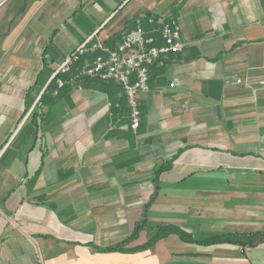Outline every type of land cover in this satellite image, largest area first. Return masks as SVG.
<instances>
[{
    "label": "crops",
    "instance_id": "crops-1",
    "mask_svg": "<svg viewBox=\"0 0 264 264\" xmlns=\"http://www.w3.org/2000/svg\"><path fill=\"white\" fill-rule=\"evenodd\" d=\"M148 14L183 47L150 66L136 129L114 82L54 93L79 42L112 48ZM262 80L264 0H0V264H264ZM166 225L183 237L142 248Z\"/></svg>",
    "mask_w": 264,
    "mask_h": 264
},
{
    "label": "built area",
    "instance_id": "built-area-1",
    "mask_svg": "<svg viewBox=\"0 0 264 264\" xmlns=\"http://www.w3.org/2000/svg\"><path fill=\"white\" fill-rule=\"evenodd\" d=\"M148 28L137 24L124 32L114 47L106 46L100 39L89 35L79 42L64 58L55 65L51 79L55 84L54 93L66 84H76L86 78L114 82L123 91L130 111L131 127L140 123L138 95L149 91V68L165 54H175L181 50L180 26L164 16L157 25L155 15L144 17ZM86 54H92L89 62L80 66L69 80L71 67ZM172 85V84H171ZM264 87V80L259 82Z\"/></svg>",
    "mask_w": 264,
    "mask_h": 264
},
{
    "label": "trees",
    "instance_id": "trees-1",
    "mask_svg": "<svg viewBox=\"0 0 264 264\" xmlns=\"http://www.w3.org/2000/svg\"><path fill=\"white\" fill-rule=\"evenodd\" d=\"M149 15V14H148ZM124 32H126V30H124L122 33H118L116 34V36H120L122 35ZM158 168H156L154 170V174L158 172ZM155 179V178H154ZM156 191H154V193L152 194L151 198H153L155 196ZM144 225V221L143 219L137 223L134 227L133 233L130 235V237L126 240H124L123 242L116 244L114 246L105 248L103 250H121L122 249V245L126 243V241L133 239L138 230ZM169 233H176L179 234L181 237H183L182 231L179 230L178 228L171 226V225H166V226H158L155 231L151 234V236L149 237L148 241L146 242V244L144 246H142V248H147L149 246H151L152 244H154L158 239L164 237L165 235L169 234ZM262 232H255V233H250V234H224L218 237H214V238H210L209 240H204L203 242H217V241H233V242H237L240 244H244V239L245 240H253V239H259V241H261L263 239V237L261 236ZM246 244V243H245Z\"/></svg>",
    "mask_w": 264,
    "mask_h": 264
},
{
    "label": "rangeland",
    "instance_id": "rangeland-1",
    "mask_svg": "<svg viewBox=\"0 0 264 264\" xmlns=\"http://www.w3.org/2000/svg\"><path fill=\"white\" fill-rule=\"evenodd\" d=\"M243 241H244V244L246 243L245 245L243 244L244 246H251V245H253L254 243L259 242V239H258V240H257V239H253V240H248V239L245 240V239H244Z\"/></svg>",
    "mask_w": 264,
    "mask_h": 264
}]
</instances>
